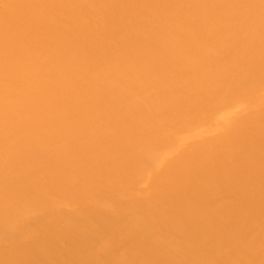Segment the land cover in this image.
Segmentation results:
<instances>
[{
  "label": "bare ground",
  "instance_id": "bare-ground-1",
  "mask_svg": "<svg viewBox=\"0 0 264 264\" xmlns=\"http://www.w3.org/2000/svg\"><path fill=\"white\" fill-rule=\"evenodd\" d=\"M0 264H264V0H0Z\"/></svg>",
  "mask_w": 264,
  "mask_h": 264
}]
</instances>
